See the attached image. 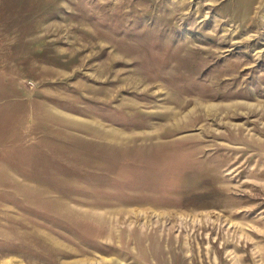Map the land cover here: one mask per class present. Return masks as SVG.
Here are the masks:
<instances>
[{
    "label": "rangeland",
    "instance_id": "374dc122",
    "mask_svg": "<svg viewBox=\"0 0 264 264\" xmlns=\"http://www.w3.org/2000/svg\"><path fill=\"white\" fill-rule=\"evenodd\" d=\"M0 264H264V0H0Z\"/></svg>",
    "mask_w": 264,
    "mask_h": 264
}]
</instances>
